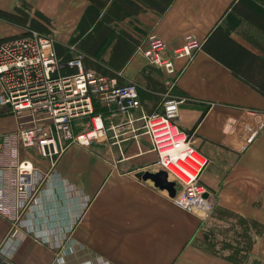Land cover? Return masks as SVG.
<instances>
[{"label":"crops","instance_id":"0c3cea01","mask_svg":"<svg viewBox=\"0 0 264 264\" xmlns=\"http://www.w3.org/2000/svg\"><path fill=\"white\" fill-rule=\"evenodd\" d=\"M231 1L107 0L99 17L106 9L116 16L100 24L108 28L103 37L86 38L93 45L87 52L69 39L89 0H0V9L14 11L25 2L29 16L34 11L46 16L47 21L37 18L53 35L60 56L81 51L86 68L116 76L119 83L135 82L148 113L160 110L165 86L162 71L139 51L146 34L160 36L168 52L187 34L199 39L202 45L192 56L174 59L182 70L171 92L188 97L179 104L176 123L210 159L201 182L215 199L201 220L173 204L166 191L142 181L139 172L157 167L144 133L114 142L109 131L106 141L72 144L53 167L34 150L22 151L41 181L27 227L11 230L0 214V264L264 262V96L240 77L264 87V32L231 12ZM216 27L227 29L258 59L232 58L229 45L210 35ZM27 31L0 18V41ZM112 33L109 46L98 53ZM17 125V117L0 105V131Z\"/></svg>","mask_w":264,"mask_h":264},{"label":"built area","instance_id":"2783aa9c","mask_svg":"<svg viewBox=\"0 0 264 264\" xmlns=\"http://www.w3.org/2000/svg\"><path fill=\"white\" fill-rule=\"evenodd\" d=\"M200 47L201 41L187 34L168 52L160 36L146 34L139 51L148 65L162 71L165 86L160 110L148 113L135 82L119 83L116 76L86 68L81 51L69 58L57 55L51 33L28 30L0 41V105L18 119L14 130L0 131V214L10 229L27 227L28 208L41 181L22 151L34 150L53 167L70 145L106 141L109 131L114 142L146 134L155 165L176 183L169 200L204 220L215 204L201 182L210 159L176 123L179 104L188 97L171 92L182 70L174 59L189 58Z\"/></svg>","mask_w":264,"mask_h":264},{"label":"trees","instance_id":"16d2710c","mask_svg":"<svg viewBox=\"0 0 264 264\" xmlns=\"http://www.w3.org/2000/svg\"><path fill=\"white\" fill-rule=\"evenodd\" d=\"M106 1L107 0H89L90 3L80 18L75 34H73L69 39L70 42H75L76 46L80 50L92 52L93 45L86 41V38L90 37V34L95 33L103 37L107 33L108 28H100V24L112 20L113 17L116 16V14H112L110 13L109 9H106L105 12L99 17L100 10L105 6ZM29 7L30 6L27 3L22 2L20 6L15 7L14 11H6L0 9V18L11 23L24 26L27 30H33L38 32L39 34L45 35L50 33V31L46 28V25L38 20L37 17L46 21L48 20V18L39 11H34L35 16H29V13L27 12ZM229 9L238 17L245 19L248 23L264 32V0H232L229 5ZM210 35L215 36V38L219 40L217 42H226L229 45L230 49H228V51L232 58L244 60L246 59L248 61L249 59H258V57L252 54L249 50L231 39L228 35L227 29L225 30L220 27H216L215 29H213ZM83 37L85 39H83ZM112 38H114V33L110 34L98 53L104 51L106 47L109 46ZM204 46H206L205 43ZM59 47L61 48V46ZM54 48L57 55L59 54L60 56V54L62 53L61 49H58V46H54ZM262 65V67L264 68L263 61ZM232 70L235 74H237V72L234 70V67L232 68ZM240 77L241 79H243V81L249 83L253 87H257V89H259L261 91V94L264 96V87L256 86L254 82L250 80L249 76Z\"/></svg>","mask_w":264,"mask_h":264},{"label":"water","instance_id":"95a60500","mask_svg":"<svg viewBox=\"0 0 264 264\" xmlns=\"http://www.w3.org/2000/svg\"><path fill=\"white\" fill-rule=\"evenodd\" d=\"M138 177L154 188L166 191L170 197L174 196L177 191L176 183L167 178V173L162 168H145L139 172Z\"/></svg>","mask_w":264,"mask_h":264},{"label":"rangeland","instance_id":"374dc122","mask_svg":"<svg viewBox=\"0 0 264 264\" xmlns=\"http://www.w3.org/2000/svg\"><path fill=\"white\" fill-rule=\"evenodd\" d=\"M260 1V0H259ZM52 35V34H51ZM53 36V35H52ZM253 264V263H252ZM254 264H264V262L263 261H258L257 263H254Z\"/></svg>","mask_w":264,"mask_h":264}]
</instances>
